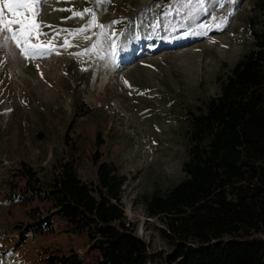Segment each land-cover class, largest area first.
I'll list each match as a JSON object with an SVG mask.
<instances>
[{"label":"rangeland","instance_id":"rangeland-1","mask_svg":"<svg viewBox=\"0 0 264 264\" xmlns=\"http://www.w3.org/2000/svg\"><path fill=\"white\" fill-rule=\"evenodd\" d=\"M260 4L41 0V35L33 43L52 50L28 59L14 44L0 48V264H38L47 253L86 256L87 238L68 233L64 224L53 235L29 236L17 245L16 228L28 223L35 204L21 206L8 197L9 175L21 163L45 178L59 158L71 159V145L85 182L97 178L94 154L116 166L126 178L128 222L152 254L166 258L171 249L146 202L185 178L186 112L220 95L231 69L252 49L250 23L264 27ZM85 9L93 12L75 15ZM93 14L103 28L69 35Z\"/></svg>","mask_w":264,"mask_h":264},{"label":"trees","instance_id":"trees-1","mask_svg":"<svg viewBox=\"0 0 264 264\" xmlns=\"http://www.w3.org/2000/svg\"><path fill=\"white\" fill-rule=\"evenodd\" d=\"M259 7L264 11V0ZM250 25L253 47L231 69L220 95L186 112L185 178L146 202L171 249L166 258L152 254L128 222L126 178L96 153V181H83L76 145L71 159L59 158L45 178L24 163L10 173L9 201L35 204L28 223L16 228L17 245L64 224L68 233L87 238L86 256L47 253L38 264H264V27Z\"/></svg>","mask_w":264,"mask_h":264},{"label":"snow or ice","instance_id":"snow-or-ice-1","mask_svg":"<svg viewBox=\"0 0 264 264\" xmlns=\"http://www.w3.org/2000/svg\"><path fill=\"white\" fill-rule=\"evenodd\" d=\"M198 2H203V0H198ZM40 4L41 0H0V48H7L9 44H14L20 50L21 55L28 59L41 57L45 51L52 50L51 45L46 47L41 43H33V40H38L41 35V22L37 20ZM92 12V9H85L76 12L75 15L83 17ZM92 26L104 27L98 23L94 14L85 27L69 35L87 32ZM67 44L68 41H65V45Z\"/></svg>","mask_w":264,"mask_h":264}]
</instances>
